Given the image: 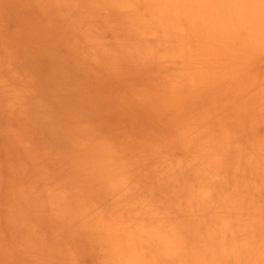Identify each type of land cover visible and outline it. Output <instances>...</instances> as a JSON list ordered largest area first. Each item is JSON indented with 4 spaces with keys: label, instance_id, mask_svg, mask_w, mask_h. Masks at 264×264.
I'll return each instance as SVG.
<instances>
[{
    "label": "rangeland",
    "instance_id": "rangeland-1",
    "mask_svg": "<svg viewBox=\"0 0 264 264\" xmlns=\"http://www.w3.org/2000/svg\"><path fill=\"white\" fill-rule=\"evenodd\" d=\"M172 1L0 0V264H262L259 22Z\"/></svg>",
    "mask_w": 264,
    "mask_h": 264
},
{
    "label": "bare ground",
    "instance_id": "bare-ground-1",
    "mask_svg": "<svg viewBox=\"0 0 264 264\" xmlns=\"http://www.w3.org/2000/svg\"><path fill=\"white\" fill-rule=\"evenodd\" d=\"M161 2L163 1V2H167V1H170V3L171 2H173L172 0H160ZM148 2V1H147ZM155 2V1H154ZM175 2V1H174ZM179 5H178V8H184L185 10L187 9V10H189V11H187V13H185V14H191L193 11H195V17L196 16H201L202 17V20H203V24H205V27H207V28H209L210 29V27L214 24V23H217V22H220V23H222L223 25H227V24H230L231 22H233V21H235V20H233L235 17H237L238 18V16H236V8H238V9H240V10H242L243 12L244 11H248V12H246L247 13V17H244V18H247V19H245V20H241V21H243V22H245V21H247V20H255V21H258L259 23H258V30L260 31V33H259V36L258 37H255V36H252V38H254L255 39V41H259L258 43L260 44H263L264 45V0H237V2H235V1H233V0H179ZM166 4V3H165ZM164 4V5H165ZM169 4V3H168ZM157 5V4H156ZM174 5V4H173ZM172 5V6H173ZM167 6V5H166ZM175 6V5H174ZM148 8H149V6H147ZM152 7V6H151ZM150 7V8H151ZM164 7V6H163ZM155 9H157V8H155ZM159 9H161V7L159 8ZM158 10V9H157ZM249 10H250V12H249ZM158 12H160V11H158ZM164 13V12H163ZM240 13V12H239ZM162 14V13H161ZM238 14V13H237ZM244 14V13H243ZM249 14H251L252 16H255L256 18H249ZM157 15H158V13H157ZM163 15V14H162ZM179 15V14H178ZM239 15V14H238ZM173 16V15H172ZM204 16H206L207 18H204ZM245 16H246V14H245ZM163 17V16H162ZM157 18V17H156ZM169 18V17H168ZM204 18V19H203ZM162 19V18H161ZM236 19V18H235ZM239 19V18H238ZM240 20V19H239ZM249 20V21H250ZM254 22V21H253ZM246 23V22H245ZM251 23V22H250ZM255 23V22H254ZM253 23V24H254ZM256 24V23H255ZM249 25V24H248ZM252 25V24H251ZM203 26V25H202ZM245 26V25H244ZM250 27V26H249ZM244 28V27H243ZM243 28H241V29H243ZM254 28H255V26H254ZM253 28V29H254ZM186 29V28H185ZM187 30V29H186ZM244 30H245V28H244ZM243 30V31H244ZM251 30H252V26H251ZM183 31V30H182ZM188 31V30H187ZM255 31H257V30H255ZM254 31V32H255ZM226 32V31H225ZM216 33V32H215ZM232 33V32H231ZM238 34V33H237ZM243 34H245V32L243 33ZM233 35V34H232ZM241 35V34H240ZM250 35V34H249ZM252 35V34H251ZM254 35V34H253ZM256 36H257V34H255ZM188 36V35H187ZM230 37V36H229ZM238 37V36H237ZM239 37H242V35L241 36H239ZM238 37V38H239ZM208 38V37H207ZM203 39V38H202ZM234 39V38H233ZM235 39H236V37H235ZM237 40V39H236ZM247 40V39H246ZM252 40V39H251ZM190 41V40H189ZM239 41V40H238ZM248 41V40H247ZM255 41H253V42H255ZM191 42H193L194 43V41H190V43ZM193 43H191V45L193 44ZM225 43V42H224ZM231 43L233 44V42H232V40H231ZM250 43H252V42H250ZM250 43H248V44H250ZM228 44V43H227ZM230 44V43H229ZM238 44V43H237ZM240 44H241V42H240ZM257 44V43H256ZM194 45V44H193ZM195 45H198V44H195ZM222 45V44H221ZM223 46H225L226 48L227 47H229L228 45L226 46V45H223ZM241 46H242V44H241ZM243 46H245V45H243ZM213 47V46H212ZM250 48L251 47V45L250 46H247L246 48ZM253 47V46H252ZM194 48V47H193ZM192 48V49H193ZM202 48V47H201ZM222 49H223V47H221ZM234 48V47H233ZM236 48V47H235ZM234 48V49H235ZM259 48V47H258ZM195 49V48H194ZM193 49V50H194ZM215 49V48H214ZM244 48H241V50H243ZM253 49V48H252ZM191 50V49H190ZM228 50H230V49H228ZM235 50H237V49H235ZM206 51V50H205ZM220 51H221V49H220ZM224 51V50H223ZM226 51V50H225ZM244 51V50H243ZM227 53H228V51H226ZM225 52V53H226ZM222 54H223V52H222ZM222 54H221V56H222ZM229 54V53H228ZM225 55V54H224ZM231 55V54H230ZM240 55V54H239ZM227 56V55H226ZM226 56H225V58H226ZM232 56V55H231ZM201 57H202V55H201ZM218 57V56H217ZM223 57V56H222ZM211 59V58H210ZM223 59V58H222ZM203 60V59H202ZM219 60H220V57H219ZM205 61V60H204ZM210 61V60H209ZM211 61H212V59H211ZM217 62V61H216ZM211 63V62H210ZM212 64V63H211ZM243 64V63H242ZM264 64V63H263ZM213 65V64H212ZM226 65V64H225ZM228 65V64H227ZM228 67V66H227ZM231 67V66H230ZM230 67H228V68H230ZM245 67V66H244ZM214 68V67H213ZM246 68V67H245ZM263 68H264V66H263ZM247 70V69H246ZM223 72L224 73H226L224 70H223ZM233 72V71H232ZM227 73H228V70H227ZM239 72H237V74H238ZM231 76H233L232 74H230ZM154 165V164H153ZM156 165V164H155ZM120 182V181H119ZM176 183H177V181H176ZM126 184V183H125ZM167 184V183H166ZM191 185V184H190ZM193 186V185H192ZM196 186V185H195ZM195 186H193V187H195ZM192 187V188H193ZM186 193H188V191L186 192ZM198 197V196H197ZM207 202V201H206ZM144 204V203H143ZM151 207V206H150ZM261 207V206H260ZM153 208V207H152ZM152 208H151V211H152ZM149 209V208H148ZM154 209V208H153ZM261 209H262V207H261ZM147 210V209H146ZM145 211V210H144ZM149 211H150V209H149ZM262 211H263V209H262ZM222 212V211H221ZM260 212V211H259ZM79 213V212H78ZM151 213V212H150ZM150 215H148V217H149ZM214 216V215H213ZM217 216V215H216ZM229 217H231L232 218V214L229 216ZM230 218V219H231ZM154 218H152L151 216L149 217V221H151L152 222V220H153ZM227 219V218H226ZM229 219V218H228ZM159 221V220H158ZM226 222V221H225ZM225 222H222V223H225ZM255 223H256V221H255ZM117 224V223H116ZM116 226V225H115ZM137 227H138V233H143L144 231H145V229H146V227L144 226V225H136ZM256 226V225H255ZM107 229V228H106ZM146 231H147V229H146ZM112 234H113V232H112ZM111 234V235H112ZM226 234V233H225ZM132 235V234H131ZM130 236V235H129ZM136 236H138V235H136ZM139 238L141 239V236H139ZM127 239V238H126ZM133 239V238H132ZM172 239V238H171ZM182 239V238H181ZM142 240V239H141ZM217 240V239H216ZM215 241V240H214ZM133 242H134V246H136V245H138V244H141V242H139V241H134L133 240ZM172 242H174V241H172ZM212 241H210V244H212L211 243ZM218 243V242H217ZM206 244H208V243H206ZM210 244H209V246H210ZM182 245V244H181ZM215 245V244H214ZM218 245H219V243H218ZM213 246V245H212ZM143 247V246H142ZM207 248H209L208 246H207ZM134 250V249H133ZM135 252V251H134ZM240 253V252H239ZM236 253V252H234V258L238 261V260H240V258L242 259V263L243 264H254V261L251 259V260H249V259H245V257L242 255V253H243V251H242V253ZM258 256L256 257V255H254V259H255V262H258ZM245 259V260H244ZM260 260H261V263L262 264H264V254H262L261 255V258H260ZM137 264H141L140 262H138Z\"/></svg>",
    "mask_w": 264,
    "mask_h": 264
}]
</instances>
